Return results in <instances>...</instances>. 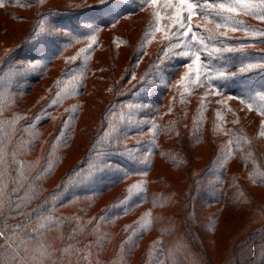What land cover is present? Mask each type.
<instances>
[{
	"label": "trees",
	"instance_id": "16d2710c",
	"mask_svg": "<svg viewBox=\"0 0 264 264\" xmlns=\"http://www.w3.org/2000/svg\"><path fill=\"white\" fill-rule=\"evenodd\" d=\"M193 2L0 0V264H264V0Z\"/></svg>",
	"mask_w": 264,
	"mask_h": 264
},
{
	"label": "snow or ice",
	"instance_id": "6c2138e0",
	"mask_svg": "<svg viewBox=\"0 0 264 264\" xmlns=\"http://www.w3.org/2000/svg\"><path fill=\"white\" fill-rule=\"evenodd\" d=\"M97 2L103 3V0H97ZM180 3L182 5L186 4L187 5V9L189 11V15L187 17V19L191 20V14L193 13L194 9L197 7V4L193 2V0H180ZM53 31H55V29H53Z\"/></svg>",
	"mask_w": 264,
	"mask_h": 264
},
{
	"label": "rangeland",
	"instance_id": "374dc122",
	"mask_svg": "<svg viewBox=\"0 0 264 264\" xmlns=\"http://www.w3.org/2000/svg\"><path fill=\"white\" fill-rule=\"evenodd\" d=\"M54 72V69L52 70ZM236 227V224L235 223H230L229 226H234Z\"/></svg>",
	"mask_w": 264,
	"mask_h": 264
}]
</instances>
